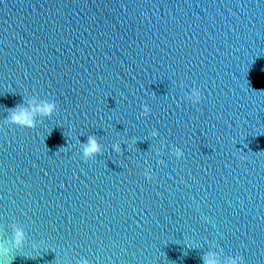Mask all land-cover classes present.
Returning a JSON list of instances; mask_svg holds the SVG:
<instances>
[{"label": "water", "instance_id": "95a60500", "mask_svg": "<svg viewBox=\"0 0 264 264\" xmlns=\"http://www.w3.org/2000/svg\"><path fill=\"white\" fill-rule=\"evenodd\" d=\"M31 97L56 110L9 123ZM0 244V264H264V0H0Z\"/></svg>", "mask_w": 264, "mask_h": 264}, {"label": "clouds", "instance_id": "9594fccd", "mask_svg": "<svg viewBox=\"0 0 264 264\" xmlns=\"http://www.w3.org/2000/svg\"><path fill=\"white\" fill-rule=\"evenodd\" d=\"M260 91V90H253ZM187 99L193 102V104L198 103L201 100L202 93L198 87L193 86L190 92L185 94ZM27 106H16L12 108L9 112L6 120L11 124H16L22 127L33 128L37 124L36 117H50L56 110V104L49 100H40L38 101L35 97L27 98ZM149 112L148 106L145 104L143 106V115H147ZM153 137L158 135V133L153 130L150 133ZM135 141L133 140L132 143ZM113 149L116 152L120 151L119 144H114ZM102 146L95 136L90 135L86 142L81 144L82 157L87 160L94 158L97 154L102 152ZM172 154L177 158H181L184 155V152L179 147H172ZM162 162V161H160ZM144 175L151 178L150 173L146 170ZM25 241V232L21 228H16L12 235V244L15 248L19 249L23 246ZM10 252V249L4 244H0V253L7 255ZM77 264H90V261L87 258H82L77 261ZM203 264H220L219 260L214 254L206 255L203 258ZM225 264H243V258L240 256L229 257Z\"/></svg>", "mask_w": 264, "mask_h": 264}]
</instances>
